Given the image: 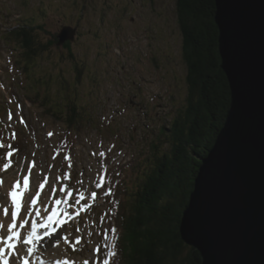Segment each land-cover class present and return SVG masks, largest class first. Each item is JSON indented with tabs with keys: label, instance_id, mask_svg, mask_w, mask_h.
I'll return each instance as SVG.
<instances>
[{
	"label": "rangeland",
	"instance_id": "rangeland-1",
	"mask_svg": "<svg viewBox=\"0 0 264 264\" xmlns=\"http://www.w3.org/2000/svg\"><path fill=\"white\" fill-rule=\"evenodd\" d=\"M66 1L71 5L67 14L78 17L79 6L74 3L78 0ZM11 2L14 11H19L14 3L20 0ZM39 4L35 0V6ZM12 5L10 0H0V32L7 22L2 13L9 12ZM84 6L91 19L85 33L95 28L103 41L98 47L91 46L90 40L95 38L85 36L84 43L71 50L50 48L34 69L36 86L23 68L24 57L17 62L25 50L11 45L9 60V49L0 41V145H4L0 147V209L10 202L7 193L16 180L22 183L27 176L30 191L41 192L37 207L43 208L39 210L45 216L58 210L48 229L51 238L44 237L37 250V264H103L106 258L112 264L107 250L120 227L123 210L119 211V204L171 152L164 132H169L187 104L188 71L182 56L178 0H86ZM22 12L29 16L33 10L23 8ZM51 18L44 23L45 30H52ZM44 32L38 29L40 42L50 38ZM107 49L112 53H105ZM69 51L80 69L74 67L76 61ZM137 87L141 93L135 98ZM70 106L79 117L72 133L74 144L69 152L59 153L68 124L56 113L68 115ZM15 144L21 148L16 150ZM45 180L48 183L40 190L39 184ZM49 186L56 190L54 196ZM92 192L97 193L95 199ZM80 193L84 199L76 205ZM55 199L67 203L57 206ZM77 238L79 245H75ZM188 255L186 250L184 257Z\"/></svg>",
	"mask_w": 264,
	"mask_h": 264
},
{
	"label": "water",
	"instance_id": "water-1",
	"mask_svg": "<svg viewBox=\"0 0 264 264\" xmlns=\"http://www.w3.org/2000/svg\"><path fill=\"white\" fill-rule=\"evenodd\" d=\"M215 2L232 102L201 159L180 235L202 264H264V0Z\"/></svg>",
	"mask_w": 264,
	"mask_h": 264
},
{
	"label": "trees",
	"instance_id": "trees-1",
	"mask_svg": "<svg viewBox=\"0 0 264 264\" xmlns=\"http://www.w3.org/2000/svg\"><path fill=\"white\" fill-rule=\"evenodd\" d=\"M177 16L188 71L187 104L169 132H164V136L168 133L171 152L159 159V166L134 193L124 191V203L118 208L123 210L120 227L107 250L115 246L112 264H202L200 253L182 241L180 226L201 159L208 156L226 123L232 95L222 69L215 0H178ZM41 50L38 49L39 56ZM70 107L68 115L56 113L60 121L68 124L58 145L59 153L69 152L74 144L72 133L79 117L76 108ZM9 145L6 143V147ZM15 148L21 147L15 144ZM186 250L189 255L185 258Z\"/></svg>",
	"mask_w": 264,
	"mask_h": 264
},
{
	"label": "flooded vegetation",
	"instance_id": "flooded-vegetation-1",
	"mask_svg": "<svg viewBox=\"0 0 264 264\" xmlns=\"http://www.w3.org/2000/svg\"><path fill=\"white\" fill-rule=\"evenodd\" d=\"M85 1L86 0H78L74 2L77 6H79V10H77V16H72L69 12L71 5L66 0H40L39 6H35V0H20L19 3H14L15 8L19 11H14V7L10 0L12 7L9 8V12L6 10L3 11V18L7 20L6 23H2L3 32H0V41L8 47L10 55L8 59H11L12 54V46H17V50H21L22 48L24 54L19 56L21 61V57L23 56V68L25 71H29L30 77L33 81V84L36 86V82H38V78H35L34 69L37 66V62L41 60L42 55L46 53L50 48L57 46L62 49H72L76 44H83V40L85 36L93 37L95 40H90L91 46L98 47L100 46L98 42L103 41L102 35L95 28H91L85 33V28L89 27L88 23L91 22L89 19L90 14L87 15L84 13L85 10ZM32 8L33 13L29 16L25 15L23 8ZM33 14H37L36 17H32ZM39 14V15H38ZM52 16L51 20L53 22L52 30L44 29V23ZM42 23L39 22L38 18ZM100 16V21L102 20ZM104 21H108L103 17ZM109 22V21H108ZM84 23V26L82 24ZM38 29L44 30L45 34L49 35L50 38L47 42L39 41L38 39ZM65 29H71L69 37L70 39L64 40V43H61V35ZM106 39H104L105 41ZM56 42V44H55ZM107 45V44H106ZM43 46L41 51H43L42 55L39 56L38 47ZM109 46V45H108ZM70 52L71 58L76 61L74 67L76 66L80 69L79 61L75 59L74 53ZM110 53L111 50L107 49L105 53ZM112 53V52H111ZM84 64V63H83ZM79 66V67H78ZM81 74V71H80ZM79 74V75H80ZM137 82H135L136 84ZM137 93L134 92V97L137 98L141 93V88H136ZM139 92V93H138ZM35 94V93H34ZM139 105V104H138ZM162 106L159 105V108Z\"/></svg>",
	"mask_w": 264,
	"mask_h": 264
},
{
	"label": "snow or ice",
	"instance_id": "snow-or-ice-1",
	"mask_svg": "<svg viewBox=\"0 0 264 264\" xmlns=\"http://www.w3.org/2000/svg\"><path fill=\"white\" fill-rule=\"evenodd\" d=\"M49 135H52L49 133ZM3 145H0L2 147ZM9 147H11L9 145ZM8 157L13 155L12 151L7 153ZM100 156H104V153H99ZM10 167V162L5 163L3 168L7 170ZM47 180L44 183L39 184V189L44 190L45 185L47 184ZM3 184V180L0 179V185ZM102 184H97V187H101ZM51 195L56 194V190L49 186L48 189ZM65 195L68 197H72V193L68 192L64 189ZM7 196L10 198V205L12 210L10 212L9 207H3V215L4 217L10 220V223L5 224L4 222H0V264H16V261H21V264H29V257L34 255L41 245V240L44 237L51 238L52 233L48 231L52 227L54 218L56 217V213H53L52 216L47 217V223H37L36 220H32L30 230L27 231L26 236L21 239V232L19 229H24L25 225L29 224V219L25 217L33 216V207L37 205L38 199L41 196V192L37 191L35 193L30 191V183L29 178L26 176L23 178V182L21 183L20 179H17L15 184L12 186L11 190L7 193ZM34 196L36 198H34ZM91 196L93 199L97 197L96 192H92ZM84 199V193H80V199H75L74 203L76 205L80 204V201ZM66 201H62L61 199H55V204L60 206L61 204H66ZM71 207V205H68ZM67 211V208H66ZM23 212V216L21 213ZM79 213H77L78 215ZM36 217H40V212H35ZM19 219V229L17 228V220ZM55 223L59 224L60 220L56 219ZM41 229H45L43 233H41ZM79 231V229H77ZM113 233H115V229H111ZM115 238V237H114ZM67 240V237H64ZM60 240V236H56V244L58 246ZM80 238H77L75 241V245H79ZM74 245V247H75ZM19 246V247H18ZM25 246L26 247L25 249ZM108 252L109 257H114L116 252L114 250ZM41 264H45L44 261H41ZM56 264H69L68 261H57ZM84 264H88L87 261ZM103 264H110L109 259H104Z\"/></svg>",
	"mask_w": 264,
	"mask_h": 264
},
{
	"label": "bare ground",
	"instance_id": "bare-ground-1",
	"mask_svg": "<svg viewBox=\"0 0 264 264\" xmlns=\"http://www.w3.org/2000/svg\"><path fill=\"white\" fill-rule=\"evenodd\" d=\"M57 85H58V84H57ZM166 135H168V133H165V136H166ZM5 205H7V206H5V207H9L10 212H11L12 207H11V205H10V202H9L8 204H5ZM39 208H43V207H42V206H39ZM39 208L37 207V205L34 206L33 209H32V210H33V213H34L33 216H32V217H25V218L29 219V224H28V225H25V228H24V229H19V222H20V221H19V219L17 220V228H18L19 231L21 232V239H23V238L26 236L27 231L30 230L32 220H36L37 223H47V222H46V219H47V217H49V216H45V215L43 214V212H42L41 210H39ZM2 209H3V208H2ZM2 209H0V222H4L5 224L10 223V220H9L8 218L4 217ZM36 211H39V212H40V217H36V216H35V212H36ZM57 211H58V210H56V212H57ZM21 215L23 216V212L21 213ZM55 220H56V219H55ZM40 231H41V233H43V231H45V229H41ZM42 240H43V239H42ZM42 240H41V244L43 243ZM40 246H41V245H40ZM18 247H19V246H18ZM26 247H28V246H25V249H26ZM39 248H40V247H39ZM39 248H38V249H39ZM38 260H39V254H38V251H36L34 255H32V256L29 257V264H37ZM16 264H21V261L17 260V261H16Z\"/></svg>",
	"mask_w": 264,
	"mask_h": 264
}]
</instances>
